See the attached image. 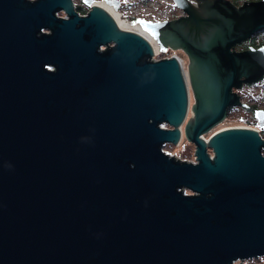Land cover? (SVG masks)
<instances>
[{"label":"water","instance_id":"95a60500","mask_svg":"<svg viewBox=\"0 0 264 264\" xmlns=\"http://www.w3.org/2000/svg\"><path fill=\"white\" fill-rule=\"evenodd\" d=\"M103 1L187 65L152 60L153 44L99 6L0 0V264L263 257L264 138L213 130L230 105L247 106L233 88L264 76V44L235 50L264 15L243 1L173 0L185 15L128 21ZM181 136L196 163L165 152Z\"/></svg>","mask_w":264,"mask_h":264},{"label":"flooded vegetation","instance_id":"af4514ba","mask_svg":"<svg viewBox=\"0 0 264 264\" xmlns=\"http://www.w3.org/2000/svg\"><path fill=\"white\" fill-rule=\"evenodd\" d=\"M74 1V0H73ZM79 2L75 8L82 13L88 9L87 0H78ZM93 1V0H92ZM112 2H119L118 8H121L125 1L124 0H110ZM190 1L195 8H198L201 4L195 0ZM230 2L234 7H238L240 4L245 3L249 6L254 13H261L264 15V0H225ZM264 44V27L259 28L257 31L251 35L245 37L241 41L235 44L236 51H245L249 46L261 47ZM231 52L234 51L233 47L230 49ZM186 55V54H185ZM187 57V56H186ZM184 60V59H183ZM188 62V58H187ZM184 60V64L187 63ZM243 79V78H242ZM240 96V101L247 104V106L241 105H230L228 107L227 117L235 110L242 116L240 111H246L248 116L246 118L248 121L261 129L262 135H264V127L261 125V121L256 117V112L259 110L264 111V76L256 81L242 82L240 87H234L233 91ZM227 119V118H226Z\"/></svg>","mask_w":264,"mask_h":264},{"label":"built area","instance_id":"2783aa9c","mask_svg":"<svg viewBox=\"0 0 264 264\" xmlns=\"http://www.w3.org/2000/svg\"><path fill=\"white\" fill-rule=\"evenodd\" d=\"M30 1H36V0H30ZM75 3V6L77 3L75 0L73 1ZM94 6H104L105 8H110L112 9L113 13H117L109 4L105 3L103 0H93L90 5H88L87 11L85 13H81L85 15L91 8ZM119 11H122L121 18L122 19H127L128 21H133L137 19L138 17H143L146 20H151L152 22H160L163 20H173L176 18H179L183 15H185L184 11L180 9L174 2L173 0H129V2L124 3V5L118 9ZM111 11V10H110ZM118 14V13H117ZM60 15V13H58ZM61 16V15H60ZM64 16V15H63ZM147 33V32H146ZM149 34V33H147ZM149 36H151L149 34ZM152 37V36H151ZM171 51V50H169ZM169 51L167 52H161L159 50L155 51L154 50V55L152 60H160L162 58H168L171 56H175L179 58L183 63L184 60L177 54H168ZM167 54V55H165ZM160 55H164L163 57H158ZM255 128L258 129V132L262 135V131L259 127ZM181 130H183V127H181ZM264 138V135H262ZM183 136H181V140L178 142V146H180L181 141L183 140ZM165 152L169 153L172 155L170 152H168L164 148ZM173 156V155H172ZM176 158L182 161H189V162H197L196 155L192 159L188 158H181L176 155Z\"/></svg>","mask_w":264,"mask_h":264},{"label":"rangeland","instance_id":"374dc122","mask_svg":"<svg viewBox=\"0 0 264 264\" xmlns=\"http://www.w3.org/2000/svg\"><path fill=\"white\" fill-rule=\"evenodd\" d=\"M124 1L129 2V0H124ZM75 2L78 3L79 1L78 0H75ZM60 15L61 16L65 15V12L64 11H61L60 12ZM168 54H177V55H179L181 58H183L187 62V57H186L185 53L182 52V51H180V50L179 51L171 50V51H169ZM165 55H167V54H165ZM163 56L164 55H160L158 57H163ZM192 102H193V98H192ZM240 112L242 113V116L239 115V113L237 112V110L233 111L227 117V119L224 122H222L221 124H219L213 130V132L218 131V130H221V129H224V128H228V127H231V126H242V127H250V128L257 129L246 118V116H248L247 112L245 110L244 111H240ZM213 132H211L210 134L205 135V138L208 139ZM165 149L168 152H170L174 157H176V155H177L178 157H181V158L192 159L194 157V155H195L196 146L194 144H192V142L188 141L184 137L183 140L180 143V146L173 145V144H167L166 147H165ZM185 192L191 193L189 190H186ZM242 263L243 264H264V256L263 257H258V258H253V259H246V260H243Z\"/></svg>","mask_w":264,"mask_h":264},{"label":"bare ground","instance_id":"6f19581e","mask_svg":"<svg viewBox=\"0 0 264 264\" xmlns=\"http://www.w3.org/2000/svg\"><path fill=\"white\" fill-rule=\"evenodd\" d=\"M100 7L103 8L104 10H106V11H107V12H108V13L114 18V20H115L116 23L119 25V27H121L122 29H125V30H129V31L136 32V33H138V34H140V35L146 37V38H147V39L153 44V47H154L155 51L158 50L155 40L153 39V37L149 36V34H147V33L144 32V31L134 30V29H131V28H125V27L122 25V23L119 21V15H118L117 13H113V12H112V9H110V8L107 9V8H105L104 6H100ZM110 10H111V11H110ZM150 39H151V40H150ZM240 127H242V126H240ZM247 128H250V127H247ZM251 129H254V128H251ZM221 130H222V129H221ZM255 130H257V129H255ZM257 131H258V130H257ZM204 138H205V136H204ZM205 140L208 141L209 138H208V139L205 138Z\"/></svg>","mask_w":264,"mask_h":264},{"label":"trees","instance_id":"16d2710c","mask_svg":"<svg viewBox=\"0 0 264 264\" xmlns=\"http://www.w3.org/2000/svg\"><path fill=\"white\" fill-rule=\"evenodd\" d=\"M87 11V10H86ZM82 13H85V11H82Z\"/></svg>","mask_w":264,"mask_h":264}]
</instances>
